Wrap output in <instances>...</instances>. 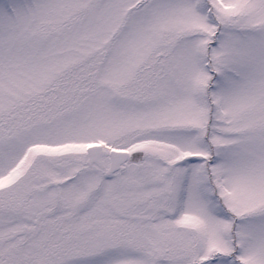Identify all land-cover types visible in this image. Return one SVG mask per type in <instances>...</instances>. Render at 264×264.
<instances>
[{
    "label": "snow or ice",
    "instance_id": "1",
    "mask_svg": "<svg viewBox=\"0 0 264 264\" xmlns=\"http://www.w3.org/2000/svg\"><path fill=\"white\" fill-rule=\"evenodd\" d=\"M0 264H264V0H0Z\"/></svg>",
    "mask_w": 264,
    "mask_h": 264
}]
</instances>
